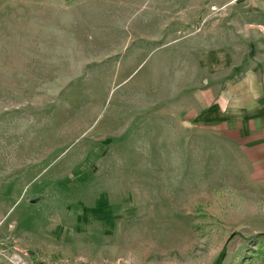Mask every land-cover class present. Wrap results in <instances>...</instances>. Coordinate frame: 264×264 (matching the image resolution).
<instances>
[{
    "label": "rangeland",
    "instance_id": "374dc122",
    "mask_svg": "<svg viewBox=\"0 0 264 264\" xmlns=\"http://www.w3.org/2000/svg\"><path fill=\"white\" fill-rule=\"evenodd\" d=\"M251 24L264 0H0V264H264V167L191 115Z\"/></svg>",
    "mask_w": 264,
    "mask_h": 264
},
{
    "label": "crops",
    "instance_id": "0c3cea01",
    "mask_svg": "<svg viewBox=\"0 0 264 264\" xmlns=\"http://www.w3.org/2000/svg\"><path fill=\"white\" fill-rule=\"evenodd\" d=\"M250 26L239 33L256 43L230 68L227 59L220 63L218 78L208 80L191 115L193 128L217 136L221 158L264 167V27Z\"/></svg>",
    "mask_w": 264,
    "mask_h": 264
},
{
    "label": "trees",
    "instance_id": "16d2710c",
    "mask_svg": "<svg viewBox=\"0 0 264 264\" xmlns=\"http://www.w3.org/2000/svg\"><path fill=\"white\" fill-rule=\"evenodd\" d=\"M217 264H220V260H219V261H217Z\"/></svg>",
    "mask_w": 264,
    "mask_h": 264
}]
</instances>
